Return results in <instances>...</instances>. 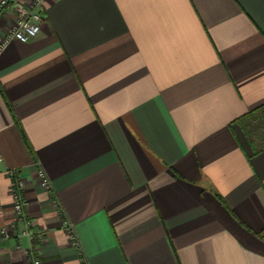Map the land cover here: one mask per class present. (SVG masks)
Here are the masks:
<instances>
[{"label":"crops","instance_id":"crops-1","mask_svg":"<svg viewBox=\"0 0 264 264\" xmlns=\"http://www.w3.org/2000/svg\"><path fill=\"white\" fill-rule=\"evenodd\" d=\"M42 15L0 53V232L17 168L42 264H264V107L237 123L264 106V0H44ZM17 230L0 264H27Z\"/></svg>","mask_w":264,"mask_h":264},{"label":"built area","instance_id":"built-area-1","mask_svg":"<svg viewBox=\"0 0 264 264\" xmlns=\"http://www.w3.org/2000/svg\"><path fill=\"white\" fill-rule=\"evenodd\" d=\"M44 0H0V18L8 11L14 15V22L4 33L0 34V53L12 41L22 44L33 40L40 32L43 22L42 5ZM1 162V155H0ZM6 175L11 184L12 211L15 222L9 228H3L0 232V239L7 240L11 237H18V225L23 226L20 235L25 236L30 241V246L25 252L27 264H42L40 260V246L43 242V233L34 229L32 222L28 219L26 208V190L21 171L11 168L6 171ZM36 176L40 187L50 192V183L42 169L37 168Z\"/></svg>","mask_w":264,"mask_h":264},{"label":"trees","instance_id":"trees-1","mask_svg":"<svg viewBox=\"0 0 264 264\" xmlns=\"http://www.w3.org/2000/svg\"><path fill=\"white\" fill-rule=\"evenodd\" d=\"M1 94H2V96H3V98H4V100L6 101L3 92H1ZM6 104H7V101H6ZM7 106H8V108H9V105H8V104H7ZM263 107H264V106H261L259 109L254 110V111H252V112H250V113L244 115L243 117H241L240 119H238L237 123H238L239 125L242 126L246 121H248V120H252V119L254 118V116H255L257 113H259V111H260ZM242 127H243V126H242ZM243 129H244L246 135H248V130H247L246 128H243ZM20 132H21V136H22V139H23L24 143L27 145L26 139H25V137H24L22 131H20ZM219 200L222 202V200H221L220 197H219Z\"/></svg>","mask_w":264,"mask_h":264}]
</instances>
